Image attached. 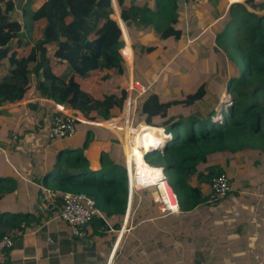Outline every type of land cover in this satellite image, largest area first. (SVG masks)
<instances>
[{
	"label": "crops",
	"instance_id": "1",
	"mask_svg": "<svg viewBox=\"0 0 264 264\" xmlns=\"http://www.w3.org/2000/svg\"><path fill=\"white\" fill-rule=\"evenodd\" d=\"M13 1L15 9L10 17L22 25V32L10 42V48L19 58H27L36 43L48 39L49 21L47 17L26 20L24 7L29 4L37 12L47 3L45 0ZM249 1L253 5L248 0L240 5L258 15L264 13L261 7L264 0ZM111 5L112 10L101 15L108 21H117L122 29L124 46L120 52L125 62L124 74L96 70L81 78L66 63L54 58L56 42L46 45L54 74L66 82L73 77L85 92L99 100L110 94L119 95L123 87L136 79L158 94L162 103L183 101L197 91L205 83L210 66H225L220 69L219 77L230 76L227 66L233 62L218 41L222 31L231 27L232 11L236 12L226 0H123V5L120 0H111ZM1 6L5 9V4ZM133 7L141 16L125 22L122 11L128 12ZM145 9L148 11L141 12ZM72 21L73 17L66 12V24ZM223 22L227 23L226 27ZM171 27L181 32L180 38L162 39L161 33ZM102 30L103 27L99 31ZM36 65V62L29 64L30 84L23 100L0 106V238L9 234L14 240V247L0 256V264H264V155L255 156L251 150L240 152L249 154L240 160L234 158L229 162L230 154L220 155L199 167L203 170L215 160H223L224 173L232 179L231 191L225 199L211 202V185L200 183L198 175H193L189 183L201 189L205 200L190 211L162 215L152 200V188L135 189L131 196L128 194L123 214L108 217L102 211L104 218H96L88 225L87 237L75 238L60 218L57 198L66 192L59 187L51 189L55 185L52 175L60 173L61 183H66V176L82 174L70 173L68 167L58 168L64 154L71 157L70 154L80 150L77 154H82L89 169L95 172L92 177L100 176L103 157L110 155L116 164L124 162L129 187V176L132 185L140 187L159 186L163 190L169 184L160 170L140 175L141 166L134 154L136 145L134 141L129 144L122 128L124 110L114 109V116L108 121L93 120L69 105L61 106L42 98L37 87L40 79L34 72ZM9 77V66L4 62L0 66V83ZM198 83L194 92H187ZM58 106L61 114L81 121L80 131L73 138L52 142L49 135L47 138V131L59 114ZM185 110L189 111L184 107L172 108L170 116L189 117L197 109L188 115L183 114ZM110 122L114 128L108 126ZM141 125L147 124L129 128L131 133ZM90 129L95 132L89 134ZM32 141L40 148L31 147ZM162 150L158 151L164 157ZM254 158L258 159L253 161ZM134 160L138 177L133 173ZM161 162L164 169L167 163L165 159ZM112 166L111 163L109 168ZM36 205L43 210L42 214L34 211Z\"/></svg>",
	"mask_w": 264,
	"mask_h": 264
},
{
	"label": "trees",
	"instance_id": "2",
	"mask_svg": "<svg viewBox=\"0 0 264 264\" xmlns=\"http://www.w3.org/2000/svg\"><path fill=\"white\" fill-rule=\"evenodd\" d=\"M96 2L97 0H53L52 19L57 38L53 40L54 36H48L46 41L36 43L27 58H19L17 52L10 48V42L20 37L22 25L10 17V13L15 9L14 1L0 0V66L7 62L10 70L8 80L0 83V106L23 100L30 84L29 64L36 62L34 72L40 79L37 87L42 98L61 106L69 105L93 120H110L116 108L123 112L128 98V87H123L119 95L110 94L103 100L96 99L85 92L73 77L66 82L54 74L49 50L46 48V45L56 42L58 47L54 58L58 62L66 63L74 74L81 78L96 70H116L118 74H124L125 62L120 52L124 46L122 29L117 21H108L101 15L112 10L111 0H99L98 4ZM248 2L253 5L252 1ZM1 4H5V9ZM120 4L123 5V0H120ZM261 7L264 9L263 5ZM231 8H236V12L232 11L229 26L237 24V27H228L218 41H225L229 33V40L231 38L234 42L231 46L236 45L238 56L232 59L236 61L235 68H238L240 77L232 79L231 83L237 84L238 88L241 87L244 91L241 101H235L236 103L230 99L228 90L223 93L221 104L226 103L227 106L216 109L214 117L224 124L210 119L205 121L196 115L170 116L172 108L192 109L198 103H203L207 94L205 84H201L198 90L189 94L185 100L177 99L167 103H162L158 94L150 89L145 96L139 98L135 111L136 125L146 123L160 127L157 128L158 132L149 133V139L143 136L146 135L143 134L144 131L140 133L143 142L142 163L148 167L152 166L145 160V155L154 149L157 150L156 148L164 147L169 141L162 128L172 135V140L163 149L167 163L164 168L169 185L176 193L180 210L183 212L192 210L205 200L201 189L194 188L189 183L193 175H198L200 183L211 185L215 177L224 173L223 160H215L213 165L199 169L200 166L207 165L211 157L236 155L246 150H251L258 157L264 155V13L258 15L244 5ZM147 11L145 9L141 12ZM66 12L73 17L69 25L65 22ZM47 14V4L37 12L32 11L29 4L24 7L26 20L30 17L32 21H37L47 17ZM240 15L243 21L239 19ZM140 16L141 13L134 7L128 12L126 9L122 11V19L125 22L136 20ZM95 36L97 37L94 38ZM180 36L181 32L174 31L172 27L161 33L162 39H179ZM92 113L97 116L91 117ZM157 118L158 122L155 121ZM108 126L112 128L113 123H108ZM89 131V134L95 132L93 129ZM110 136L114 143L118 142L112 134ZM89 139L90 137L85 145H88ZM82 158V162L87 165L85 170L80 171L82 174L66 176V183H61L60 173H57V176L52 175L53 183L57 186L52 185L51 189L59 187L66 193L85 192L96 200L97 207L108 217L123 214L128 201L124 162L118 165L110 155H104V167L96 178L92 177L95 172L89 169L87 159ZM111 163L113 166L110 170ZM153 169L162 170L154 167ZM61 198H57L58 205H61Z\"/></svg>",
	"mask_w": 264,
	"mask_h": 264
},
{
	"label": "built area",
	"instance_id": "3",
	"mask_svg": "<svg viewBox=\"0 0 264 264\" xmlns=\"http://www.w3.org/2000/svg\"><path fill=\"white\" fill-rule=\"evenodd\" d=\"M228 6H234L237 4H242L246 0H226ZM150 87L145 86L141 81L133 79L131 80L128 88V115L124 113L125 125L129 128H134V116L135 111L138 106L139 98L145 96ZM59 114L54 117L52 125L48 128L49 139L64 140L75 137L78 132V126L81 121L75 116L69 114H61V109L58 106ZM214 115H211V118ZM214 120V118H213ZM130 175V174H129ZM134 175L138 177V169H135ZM130 187L129 196L132 195L133 191L139 190L140 188H154L152 191V200L156 205L162 215L176 214L180 211L179 200L170 187V185L165 186L163 190L159 186H142L139 184L132 185V178L129 176ZM138 181V179H136ZM164 181L168 182V178L164 177ZM232 179L227 173L215 177L211 183V192L209 200L211 202H219L225 199L231 191ZM155 190V191H154ZM131 194V195H130ZM131 198V197H130ZM176 202L177 208H173V201ZM60 218L66 222L70 227L71 234L80 240L87 237V227L96 218H104L102 211L97 207L96 200L85 192L81 193H65L61 198L60 205ZM50 243H53L50 240ZM14 246V240L11 235H5L0 239V256L11 249Z\"/></svg>",
	"mask_w": 264,
	"mask_h": 264
},
{
	"label": "rangeland",
	"instance_id": "4",
	"mask_svg": "<svg viewBox=\"0 0 264 264\" xmlns=\"http://www.w3.org/2000/svg\"><path fill=\"white\" fill-rule=\"evenodd\" d=\"M240 20L243 21V18L241 17V15H240ZM223 24H224V27H226L227 23L223 22L222 25ZM235 27H237V24H235V26L233 25L231 27V29L235 28ZM222 33H225V32L222 31ZM229 36H230V34L228 33L225 41L219 42V45L223 50L226 51V52H224V54L233 62L232 65L227 66V71H229V70L231 71L230 76L227 79H223V78L219 77L220 69H224L225 66H222V65H215L214 67L210 66L209 70L207 71L208 76L205 77V83H203L206 85V90H207L206 100L203 103H198L195 108L189 109V111L185 110V113H183V114L188 115L192 111L197 109L196 113L193 112V115H196L197 118L204 119L205 121H209V119H210L211 121L218 122V120L215 119L216 117L211 118V115L214 114L216 109H218L219 107L224 108L225 106H227L226 103L221 104L223 93L226 90H228L230 92L229 96L231 97L230 99L232 100L233 103H236L235 101H241L240 100L241 94L244 91L243 88L240 87V89H239L238 88L239 86L237 84L232 85V83H231L232 79L239 78L240 76H239L238 68L237 67L235 68V66L237 65V64L235 65L236 61H234L232 59V57L234 58V57L238 56L236 49H235L236 45L231 46V43H234V42H233V40L231 41V38L229 40ZM233 67L235 69V70H233L234 73H232ZM198 85H199V83L195 84L194 89L189 88L187 92L188 93L194 92L196 90V88L198 87ZM221 105H223V106H221ZM127 107H128V103L126 102L124 112H126ZM127 115H128V109H127ZM213 118H214V120H213ZM118 122H117V124H118ZM124 124L125 123H123V125ZM105 126H107V125H105ZM137 126L138 125H136L134 122V128H137ZM112 127L114 128V123H113ZM122 128H124L125 132L127 133V137L129 139V144L132 145L133 141H134V143L136 145V148H134V154H135L137 163L140 164V166H141V170H140L141 174L140 175H144V174H146V172H148L150 170H154L153 167H148L146 164L142 163L143 162V160H142L143 142L141 141V137H140L141 134L140 133H142L141 131H144L143 134L146 133V135H143V136H145V138H148V136H151V134H149L150 132L153 131V133H154V132L159 131L157 129V127H154V126L148 127L147 125H141L135 131V133H131V131H130L129 127H127V125H125L124 127L122 126ZM78 131H80L79 126H78ZM77 133H79V132H77ZM48 135H49V133L47 131V138H48ZM45 137H46V135H45ZM50 141L53 142V140H50ZM30 146L31 147H39V144H37L36 141H32ZM31 149H33V148H31ZM79 151L80 150H78L77 152H75L73 154H70L71 157H69L67 154H64L62 159L60 160V162H58V168L62 169V167L63 168L68 167V170L70 171V173L85 170L87 165L82 162V160H83L82 154H80V155L77 154ZM239 153H237L236 155H233V156H232V154H230L231 156H229L227 158V160L229 162L233 161L234 158H235V160H240V159H243L245 156L249 155L246 153H240V154ZM256 159H258V158H254L253 161H255ZM136 160L133 161V165H135L137 168ZM162 160H164V157H162L160 155V153L158 152V153H151L147 159V162L151 166H159V165H163V162H161ZM259 160H260V158H259ZM111 168H110V170H111ZM154 168H156V167H154ZM233 170L236 171L237 168H234ZM160 171H162V170H160ZM134 172H135V168H133V173ZM141 178H142V176H141ZM142 180H143V178H142Z\"/></svg>",
	"mask_w": 264,
	"mask_h": 264
},
{
	"label": "water",
	"instance_id": "5",
	"mask_svg": "<svg viewBox=\"0 0 264 264\" xmlns=\"http://www.w3.org/2000/svg\"><path fill=\"white\" fill-rule=\"evenodd\" d=\"M21 1H23V0H21ZM45 2H46L47 5H48L47 19H48V21H49V26H48V28H47V35H48V36H54L53 39H56V38H57V34H56V32L54 31L55 23H54V21H53V19H52L53 0H45ZM98 2H99V0H97L96 3L98 4ZM96 8H97V7H96ZM156 149H157V148H156ZM152 151H155V149L152 150ZM152 151H151V152H152ZM149 153H150V152H149ZM149 153H147L146 156H147ZM44 199H45V197L43 196L42 201H44ZM52 206H53V205H51V206L49 207V209H51ZM39 208H40V206H39V205H36V206L34 207V211H36L37 213H41V214H42V213H43V210L40 211Z\"/></svg>",
	"mask_w": 264,
	"mask_h": 264
},
{
	"label": "clouds",
	"instance_id": "6",
	"mask_svg": "<svg viewBox=\"0 0 264 264\" xmlns=\"http://www.w3.org/2000/svg\"><path fill=\"white\" fill-rule=\"evenodd\" d=\"M246 2H247V0H246ZM246 2H244V3H246ZM244 3H242V4H244ZM237 5H240V4H237ZM235 6H236V5H235ZM212 115H214V114H212ZM213 122H214V121H213ZM217 123H219V124H221V125L224 124V123H222L221 121H218ZM158 128H159V127H158ZM162 129H163L164 132L166 133L165 129H164V128H162ZM166 134H167V133H166ZM168 135H170V134H168ZM171 136H172V135H171ZM171 140H172V139H171ZM171 140H170V141H171ZM170 141H168L167 144H168ZM167 144H166V145H167ZM166 145H165V146H166ZM165 146H164V147L157 148V150L152 151V152H150V153H154V152H157V151L160 150V149H164ZM158 152H159V151H158ZM162 152H163V150H162ZM150 153H149V154H150ZM149 154H148V155H149ZM144 158H145L146 161H147V156H146V155H145ZM127 163H128V161H127ZM160 166H161V165H159V166H152V167L162 168V169H163V166H162V167H160ZM128 167H129V165H128ZM133 168L136 169V166L134 165ZM164 171H165V168H164ZM126 174H127V171H126ZM129 174H130V173H129ZM168 182H169V181H168ZM153 189H154V188H152V190H153ZM127 190H128V194H129L128 179H127ZM179 212H180V211H179ZM179 212H178V213H179ZM178 213H176V214H178ZM4 236H5V235H4ZM0 239H1V238H0ZM13 247H14V246H13ZM13 247H12V248H13Z\"/></svg>",
	"mask_w": 264,
	"mask_h": 264
},
{
	"label": "bare ground",
	"instance_id": "7",
	"mask_svg": "<svg viewBox=\"0 0 264 264\" xmlns=\"http://www.w3.org/2000/svg\"><path fill=\"white\" fill-rule=\"evenodd\" d=\"M164 134H165L166 138H167L169 141L172 139V136H171V135H168V134H166L165 132H164ZM162 170H163V174H164V176L167 177L166 174H165L164 169H162ZM166 182H167V181H166ZM168 184H169V183H168ZM173 200H174V199L172 198V201H173ZM173 205H174L173 208L176 209V208H177L176 202L173 201Z\"/></svg>",
	"mask_w": 264,
	"mask_h": 264
}]
</instances>
